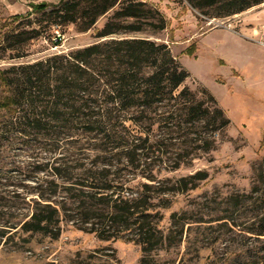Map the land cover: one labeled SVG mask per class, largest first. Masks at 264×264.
Returning a JSON list of instances; mask_svg holds the SVG:
<instances>
[{"label": "rangeland", "instance_id": "374dc122", "mask_svg": "<svg viewBox=\"0 0 264 264\" xmlns=\"http://www.w3.org/2000/svg\"><path fill=\"white\" fill-rule=\"evenodd\" d=\"M62 1L0 0V45L8 32L3 26L11 24L15 16L32 14L33 22L40 21L42 16L35 13V6L52 7ZM136 1L160 12L167 28L163 31L146 28L142 33L110 39L144 38L166 43L173 56L191 74L186 85L200 99L204 98L201 92L208 90L231 122L215 137L213 151L198 152L182 159L185 165L179 170L175 171L174 165L186 150L179 143L176 149L154 148V154L150 153L147 159L144 156L147 152L137 153L138 169L125 163L113 168L111 176L120 182L113 185L117 184L120 191L119 186L123 184V195L130 198H138L144 184L172 190L181 178H189L200 171L208 173V179L200 182L195 190L179 194L172 191L168 195L156 190L146 194L156 205L151 213L153 220L159 221L164 238L149 254L150 260L153 264H231L238 257L245 260L257 254L264 255V237L252 234L257 228L254 225L256 217L264 208V149L261 147L264 47L258 43L264 41V3L238 15L221 18L220 10L213 8L203 12L194 9L186 0ZM119 8L100 18L87 33L71 24L62 31L54 28L45 37L26 43L25 57L0 59V74L12 66L33 64L55 54L98 43L96 33ZM25 22H15V27L29 28ZM58 36H62L63 42L56 47ZM13 41L18 48L20 39V42ZM192 48L194 53L189 54ZM8 95L9 91L0 80V103ZM13 116L18 115L11 114L7 108L0 110V264H141L144 254L142 247L131 241L135 238L132 231L116 225L109 229L105 223L108 212H102L100 206H95L90 213V223L84 222V211L78 209L80 202L74 195L80 188L76 184L85 178L77 173H72L69 181L66 177L55 176V168L60 166L70 172L82 164L87 169L92 168L98 153L80 148H92L94 143L87 140V136H78L83 142L76 147L65 132L22 136L15 129L17 125H11L16 121H12ZM128 127L127 135L145 137L140 128L130 123ZM2 129L8 132L3 133ZM155 138L164 140L165 134L156 133ZM171 150L177 155L167 153ZM104 160L102 157L96 161ZM147 178H154L156 183ZM41 195L53 196L52 201L60 208L58 237H54L57 228L47 234L27 233L22 229ZM167 203L171 205L168 209L158 207ZM173 215L177 217L173 219ZM95 229L98 232H92ZM100 233L109 238L99 237ZM251 259H247V264H258L254 259L248 261Z\"/></svg>", "mask_w": 264, "mask_h": 264}, {"label": "trees", "instance_id": "16d2710c", "mask_svg": "<svg viewBox=\"0 0 264 264\" xmlns=\"http://www.w3.org/2000/svg\"><path fill=\"white\" fill-rule=\"evenodd\" d=\"M186 1L203 12L205 9H218L221 18L238 15L264 3V0ZM118 6L119 10L96 33L98 43L3 70L0 80L9 95L0 103V110L7 108L11 114L18 115L13 116L12 121H16L11 125H17L15 129L22 136L33 133L51 136L65 132L72 137L76 147L83 142L78 136H87V140L94 143L92 148L80 149L97 152L96 160L104 157V161L95 160L90 169L85 164L76 166L73 172L60 166L55 168V176L66 177L67 181L72 180V173L84 177L83 182L76 184L80 188L74 195V199L80 202L78 209L84 211V222L90 223V213L95 206H100L102 212H108L106 226L110 229L116 225L132 231L135 238L131 241L140 245L144 254L141 264H153L149 254L163 243L164 238L159 221H154L151 213L156 205L146 194L156 190L164 191L163 195L172 191L179 194L195 190L200 182L208 179V173L200 171L189 178H181L172 190L144 184L142 194L138 198H130L123 195V184L119 186L122 192L118 191L117 184L120 182L111 176L113 168L125 163L138 169L140 166L135 164L137 153L147 152L143 154L147 159L150 153L154 154V148L165 146L171 149L179 143L186 149L185 155L174 165L173 169L179 170L184 164L182 159L198 152L213 151L217 141L215 137L231 124L208 90L201 92L204 98L200 99L186 85L191 74L173 56L166 43L144 38L110 39L142 33L146 28L163 31L167 28L163 15L136 0H63L52 7L41 4L34 10L42 16V20L33 22L32 14L15 16L13 24L3 26L2 29L8 32L0 45V59L25 57L26 43L45 37L54 28L62 31L72 24L80 32L87 33L100 18ZM18 21H26L29 28L15 27ZM13 40L20 42L18 48ZM55 42L56 47L61 46L62 36L56 37ZM188 53L193 54L194 48ZM129 123L140 128L145 137L127 135ZM156 133L165 134V139L156 140ZM167 141L170 143L167 144ZM261 147L264 149V134ZM167 153L177 155L174 150ZM147 179L156 183L154 178ZM109 192L112 194L105 195ZM52 197H39L31 218L22 226L23 231L47 234L57 228L54 237L60 235L58 223L61 211ZM170 206L167 203L158 207L168 209ZM176 217L173 215V219ZM256 218L254 225L257 228L252 234L264 237V208ZM105 235L100 233L99 237L109 238ZM247 259L251 258L244 260L238 257L231 264H247ZM252 259L264 264V255L257 254Z\"/></svg>", "mask_w": 264, "mask_h": 264}, {"label": "built area", "instance_id": "2783aa9c", "mask_svg": "<svg viewBox=\"0 0 264 264\" xmlns=\"http://www.w3.org/2000/svg\"><path fill=\"white\" fill-rule=\"evenodd\" d=\"M17 1H24V0H17ZM262 30L264 32V25L262 26ZM258 43L264 47V41H259Z\"/></svg>", "mask_w": 264, "mask_h": 264}]
</instances>
